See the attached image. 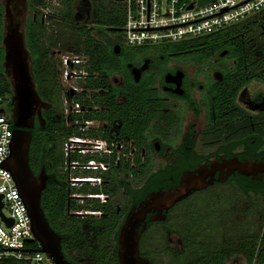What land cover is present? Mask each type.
Returning a JSON list of instances; mask_svg holds the SVG:
<instances>
[{"label": "flooded vegetation", "instance_id": "af4514ba", "mask_svg": "<svg viewBox=\"0 0 264 264\" xmlns=\"http://www.w3.org/2000/svg\"><path fill=\"white\" fill-rule=\"evenodd\" d=\"M4 2L14 26L25 16L28 24V0ZM122 35L96 34L89 54L70 50L84 66L72 67L77 74L67 90L55 78L40 87L47 107L40 121L35 116L40 135L30 167L46 177L41 206L71 264H117L122 228L153 193L200 188L165 221L152 222L157 212H148L140 242L201 193L230 186L264 204V65L257 62L264 49L238 47L235 36L219 46L164 43L139 50ZM238 164L256 166L241 173ZM245 215L249 232L239 240L235 233L225 264L232 257L249 264L247 255L264 264V207ZM140 242V256L153 264Z\"/></svg>", "mask_w": 264, "mask_h": 264}, {"label": "built area", "instance_id": "2783aa9c", "mask_svg": "<svg viewBox=\"0 0 264 264\" xmlns=\"http://www.w3.org/2000/svg\"><path fill=\"white\" fill-rule=\"evenodd\" d=\"M43 1L46 9L42 11L46 16L51 13V9L62 8L63 0ZM199 2L200 0H124L126 18L123 34L126 44L135 48L152 47L208 37L264 12V0H213L204 5H199ZM61 63L65 67L63 77L69 85L68 78L72 73L77 74L72 67L84 66V60L70 53L61 57ZM6 104V100L1 98L0 163L9 157V143L12 130H15L12 110L7 112ZM71 140L83 141L79 138ZM99 144L101 151L111 153L106 149L105 142L100 141ZM94 168L105 169L103 165H94ZM0 196L3 209L6 207L10 213L7 216L2 209L0 215V246L3 249H41L38 242L28 243L29 240H34L30 218L14 179L7 170L1 168ZM8 221H12V224H8ZM1 247L0 264H54L42 252L4 251Z\"/></svg>", "mask_w": 264, "mask_h": 264}, {"label": "water", "instance_id": "95a60500", "mask_svg": "<svg viewBox=\"0 0 264 264\" xmlns=\"http://www.w3.org/2000/svg\"><path fill=\"white\" fill-rule=\"evenodd\" d=\"M123 2L124 0H115ZM213 0H200L199 5H204ZM5 9L3 48L5 51L4 68L11 80L13 96L11 98L13 110V125L11 141L9 143L10 154L0 163V168L7 170L14 179L18 194L24 203L31 221V231L34 240L28 243L38 242L41 249H3L14 252H42L54 262V264H71L62 252L61 238L51 228L41 206L42 192L46 186V177L35 176L30 167V147L34 120L38 114L41 119L40 109L47 107L41 100L33 73V59L27 45L26 16L17 24L13 25L9 4L3 1ZM192 8V6H191ZM117 31V30H115ZM123 29L121 30V32ZM119 46H116L118 49ZM140 72L135 71L136 80H139ZM256 164H238L237 169L246 173ZM200 189V188H199ZM193 189L171 190L149 195L141 209L127 221L119 235L118 260L119 264H151L149 259L140 256L139 242L141 234L146 230V214L155 210L157 215L151 221H165L168 212L179 202L188 198ZM3 203L0 196V215H2ZM12 224V221H8ZM142 229L140 230V227Z\"/></svg>", "mask_w": 264, "mask_h": 264}, {"label": "rangeland", "instance_id": "374dc122", "mask_svg": "<svg viewBox=\"0 0 264 264\" xmlns=\"http://www.w3.org/2000/svg\"><path fill=\"white\" fill-rule=\"evenodd\" d=\"M45 7H42V10L46 9ZM57 11L51 9V13ZM75 18L76 21L81 22V26L85 25L89 29L96 27L92 19L91 0H78ZM55 33L57 42L61 46L67 42L75 43L76 33L66 24L55 26L47 24L45 34L40 36L41 42L44 45L47 43V47L52 52V60L55 61L56 67L54 78L62 81L61 87L67 90L69 86L63 77L65 67L61 63V57L70 54L71 51L70 48L62 50L59 47H54L53 43L47 41L48 37ZM91 33L96 39V32ZM250 36L253 38L262 36L264 39V26L258 27L256 33H248V37ZM121 39L125 41L124 34ZM5 108L7 112L10 110L8 104L5 105ZM263 207L264 204L260 199L247 196L239 189L230 186L221 188V191L195 195L177 205L165 224L153 226L142 237L141 250L143 253L144 250L146 251L149 258L154 261L153 264H193L199 258L209 257L216 247L229 252L230 241L235 233L236 239L239 240L249 232L250 223L245 215L248 208ZM3 213L7 216L10 214L6 207L3 209ZM109 246L111 249L112 244L110 243ZM226 264H244V259L242 257L228 258Z\"/></svg>", "mask_w": 264, "mask_h": 264}, {"label": "trees", "instance_id": "16d2710c", "mask_svg": "<svg viewBox=\"0 0 264 264\" xmlns=\"http://www.w3.org/2000/svg\"><path fill=\"white\" fill-rule=\"evenodd\" d=\"M3 1L0 0V99H5L10 110H12V104L10 97L13 96V88L11 80L6 74L4 68V56L5 51L3 48V33H4V17L5 9L3 7ZM30 16L28 19L26 37L28 49L31 52L33 59V73L35 76V82L37 90L40 94V87L43 84L42 80L50 79L53 81L55 72V61L52 59V52L47 43L41 42L40 36L45 34L46 25H61L66 24L76 34L75 43H66L60 45L57 42V34L48 37L47 41L53 43L54 47H59L62 50L70 48L73 53L81 55L83 53L89 54L90 51L95 48V38L91 32H96L99 37H102L107 31L117 30L120 31L124 28L126 9L123 2H116L115 0H91L93 9V24L96 26L93 29H89L87 26H80L75 20V11L78 5V0H63V8L56 13H50L45 19V23H42L41 19L44 17V12L41 11L42 7H45L43 0H28ZM260 26H264V12L255 15L254 17L246 20L245 22L224 29L223 31L216 33L208 37H201L198 39L183 41L180 43L172 44L175 47H198V46H219V43L227 40L230 37L237 36L238 47L245 48H259L264 49V39L262 36L258 38L248 37V33H256V29ZM123 32V31H122ZM46 42V41H45ZM146 47H137L139 50H143ZM260 56L259 64L264 65V53H258ZM264 80V79H263ZM47 86V84H45ZM54 84L48 85V89L53 90ZM143 96V95H142ZM144 98L142 97L141 105L143 106ZM40 135V124L36 121V126L32 130V142L30 147V157L32 158L35 153V146L37 137ZM37 247L38 244L36 243ZM248 249L246 247L242 248ZM247 255V253H246ZM229 254L224 251H213L209 257L205 256L194 261L193 264H225L226 258ZM249 256V257H248ZM249 258V264H253V257L247 255ZM115 258L118 264V252L115 250ZM264 262V261H263ZM262 262V263H263Z\"/></svg>", "mask_w": 264, "mask_h": 264}]
</instances>
